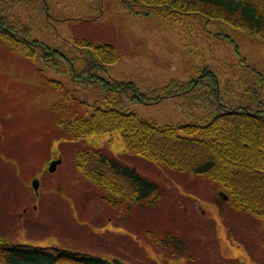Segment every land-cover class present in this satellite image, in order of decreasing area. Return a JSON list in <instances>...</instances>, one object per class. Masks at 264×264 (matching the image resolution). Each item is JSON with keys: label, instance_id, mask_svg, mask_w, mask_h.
<instances>
[{"label": "rangeland", "instance_id": "1", "mask_svg": "<svg viewBox=\"0 0 264 264\" xmlns=\"http://www.w3.org/2000/svg\"><path fill=\"white\" fill-rule=\"evenodd\" d=\"M22 1L26 7L16 6L21 19L48 26L44 33L61 38L51 41L57 47L61 46L59 40L84 38L91 39L94 45H112L119 58L107 77L118 82L132 81L142 93L149 94V90L161 89L170 82H188L195 77L199 63L208 57L228 101L238 99L251 79L239 64L264 76V44L260 38L240 31L228 34L244 61L238 60L233 48L216 40L211 29L196 19L169 27L168 21L157 17L156 10L137 5L126 8L120 0H42L48 15L45 20L36 10L41 0H31L30 4ZM77 49L78 52L71 43V52L62 51L85 58L92 53ZM20 64L17 57L0 53V232L7 240L98 255L111 263L120 259L130 264H264V250L258 243L264 238V223L232 211L215 184L158 168L128 154L119 132L71 142L54 125L62 116L54 113L56 107L72 109L85 119L97 107L119 109L158 127L197 121L189 116L194 113L182 100L139 103L131 99L130 92L119 97L118 93L105 91L98 80L74 85L65 77L53 75L73 97L67 105L63 95L43 87L36 79H18ZM32 123L37 130L42 129L45 138L42 141L33 135L22 144L24 139L19 134L32 128ZM8 126L13 132L6 134ZM46 138L47 146H41L42 142L46 144ZM6 141L16 144L18 170L31 168L27 178L16 170L17 161L6 156ZM93 149L151 184V188L144 189V199L153 200L158 192L157 205L148 209L142 202L140 211L139 205L133 204L127 214L123 208L117 211L101 200L75 168L76 152ZM58 159L60 164L49 173L50 163ZM34 179L37 190L31 187ZM147 231H152L153 236H146ZM163 231L180 233L185 243L184 257L159 251L155 240Z\"/></svg>", "mask_w": 264, "mask_h": 264}, {"label": "trees", "instance_id": "2", "mask_svg": "<svg viewBox=\"0 0 264 264\" xmlns=\"http://www.w3.org/2000/svg\"><path fill=\"white\" fill-rule=\"evenodd\" d=\"M26 1L31 3V0ZM120 1L126 8L137 5L156 10L157 17L168 21L169 27L185 19L202 21L204 28L209 27L216 40L233 48L238 60L244 61L228 32L240 31L256 36L264 44V0ZM22 2L0 0V53L17 57L22 62L16 71L18 79L37 80L43 87H51L63 95L67 105L70 103L67 101L73 100V97L53 75L65 77L74 85L98 80L102 82L98 85L105 91L118 93L119 97L127 96L130 92L131 99L139 103L155 104L168 98L182 100L194 113L189 116L198 119L192 123H169L158 127L119 109L97 107L92 116L85 119L72 109L56 107L54 113H62V116L54 125L64 133L63 138L72 142L87 136L119 132L128 154L140 157L158 168L215 184L232 211L264 223V76L246 64H239L251 79L244 84L246 88L238 99L228 101L220 78L211 64L212 59L208 57L199 63L195 77L188 82H170L161 89L149 90V94L142 93L132 81L118 82L107 77L109 68L119 58L112 45H94L91 39L84 38L72 42L59 40L61 46L57 47L51 41L61 38L57 34L50 36L44 33L48 26L40 27L21 19L16 6L26 7ZM36 10L48 20L45 2L41 0L37 3ZM71 43L77 52V48L86 49L92 51L91 55L88 58L66 55L63 51L71 52ZM29 126L33 127L19 134L24 139L22 144H26L33 135L43 141L45 137L42 129L37 130L33 123ZM12 130L8 126L6 134L12 133ZM48 138L46 144L42 142L41 146H47ZM6 143V156L17 161L15 166L18 170L20 164L16 144L12 141ZM75 158L77 172L101 200L117 211L123 208L128 214L127 210L131 212L132 206H135L133 204H138L137 209L141 211L142 202L146 208L148 205L151 208L157 205L158 195L153 200L144 199V189L151 188V184L99 149L78 151ZM30 171L31 168L18 170L25 178ZM152 233L147 231L146 236H153ZM155 243L159 251L171 252L176 258L185 255V243L179 232L163 231ZM258 243L264 250V238L259 239ZM0 264L130 263L120 259L111 263L98 255L56 247L14 244L0 232Z\"/></svg>", "mask_w": 264, "mask_h": 264}, {"label": "water", "instance_id": "3", "mask_svg": "<svg viewBox=\"0 0 264 264\" xmlns=\"http://www.w3.org/2000/svg\"><path fill=\"white\" fill-rule=\"evenodd\" d=\"M60 162H61L60 160L52 161L50 163L49 168H48L49 173L54 172L55 169H56V166L59 165ZM32 187H33L34 190H37L38 184H37V182L35 180L32 182Z\"/></svg>", "mask_w": 264, "mask_h": 264}]
</instances>
